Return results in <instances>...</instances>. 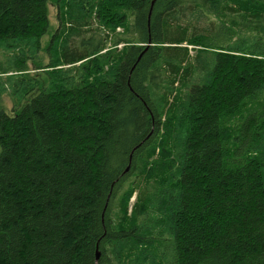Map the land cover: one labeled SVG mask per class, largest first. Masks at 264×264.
I'll return each mask as SVG.
<instances>
[{"label": "trees", "instance_id": "trees-1", "mask_svg": "<svg viewBox=\"0 0 264 264\" xmlns=\"http://www.w3.org/2000/svg\"><path fill=\"white\" fill-rule=\"evenodd\" d=\"M52 2L0 0V264H264V0H57L43 85Z\"/></svg>", "mask_w": 264, "mask_h": 264}, {"label": "rangeland", "instance_id": "rangeland-1", "mask_svg": "<svg viewBox=\"0 0 264 264\" xmlns=\"http://www.w3.org/2000/svg\"><path fill=\"white\" fill-rule=\"evenodd\" d=\"M57 0H53L52 2V6H51V11H50V20H51V27H50V30H49V33L48 35H46L45 37H43L42 41H43V46H42V51L40 52L38 58L36 59L35 62H31L30 63V68H31V73L35 76H37L39 78V80L41 81V83L43 85L46 84V75H44V72L42 71V69H39L37 67L41 66V67H44V65L47 63L48 61V56H47V53L45 52V46L48 42V39H49V36L54 32L55 28L57 27L58 25V20H57ZM228 14H233V13H230V12H227ZM239 19V17L237 15H234V16H230V17H222V20L225 21V23H229L230 20L232 19ZM213 19H216V21H220L218 20L219 18H213ZM237 29H241V31H246L247 29L245 27H236L234 30H237ZM119 30V29H118ZM123 29H121L122 31ZM193 46H190V49L191 51L194 50V48H192ZM2 104H3V107L5 108V110L9 113L11 112L12 110V107H13V101H12V98L8 95V94H5L2 98ZM126 188V187H124ZM136 200V195H133L130 199V203H134Z\"/></svg>", "mask_w": 264, "mask_h": 264}, {"label": "water", "instance_id": "water-1", "mask_svg": "<svg viewBox=\"0 0 264 264\" xmlns=\"http://www.w3.org/2000/svg\"><path fill=\"white\" fill-rule=\"evenodd\" d=\"M99 257V253H97V258Z\"/></svg>", "mask_w": 264, "mask_h": 264}]
</instances>
